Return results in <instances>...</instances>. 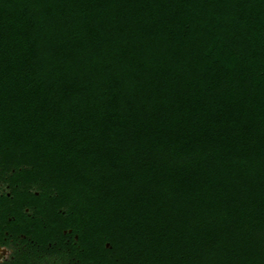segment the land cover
<instances>
[{
  "label": "trees",
  "instance_id": "1",
  "mask_svg": "<svg viewBox=\"0 0 264 264\" xmlns=\"http://www.w3.org/2000/svg\"><path fill=\"white\" fill-rule=\"evenodd\" d=\"M1 264H264V0H0Z\"/></svg>",
  "mask_w": 264,
  "mask_h": 264
},
{
  "label": "rangeland",
  "instance_id": "2",
  "mask_svg": "<svg viewBox=\"0 0 264 264\" xmlns=\"http://www.w3.org/2000/svg\"><path fill=\"white\" fill-rule=\"evenodd\" d=\"M0 188L3 189H7V186L0 184ZM11 252L10 248H7L5 246H1L0 247V259H6L9 258V254Z\"/></svg>",
  "mask_w": 264,
  "mask_h": 264
},
{
  "label": "flooded vegetation",
  "instance_id": "3",
  "mask_svg": "<svg viewBox=\"0 0 264 264\" xmlns=\"http://www.w3.org/2000/svg\"><path fill=\"white\" fill-rule=\"evenodd\" d=\"M1 246H5L7 248H10L11 249V252L9 254V258H6V259H0V264L3 263L4 261H10L14 258V254H13V247L9 244H0V247Z\"/></svg>",
  "mask_w": 264,
  "mask_h": 264
}]
</instances>
